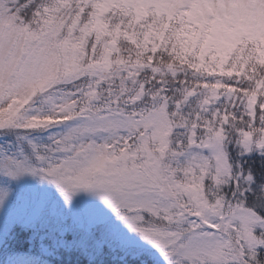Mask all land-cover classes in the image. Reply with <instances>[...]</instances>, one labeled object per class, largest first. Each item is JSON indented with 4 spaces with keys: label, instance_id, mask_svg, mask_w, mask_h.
<instances>
[{
    "label": "snow or ice",
    "instance_id": "obj_1",
    "mask_svg": "<svg viewBox=\"0 0 264 264\" xmlns=\"http://www.w3.org/2000/svg\"><path fill=\"white\" fill-rule=\"evenodd\" d=\"M0 264H264V0H0Z\"/></svg>",
    "mask_w": 264,
    "mask_h": 264
}]
</instances>
